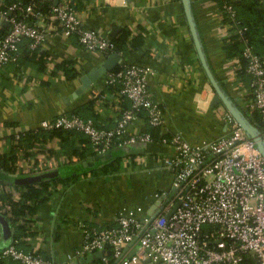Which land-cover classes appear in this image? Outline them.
Listing matches in <instances>:
<instances>
[{
    "label": "crops",
    "instance_id": "obj_1",
    "mask_svg": "<svg viewBox=\"0 0 264 264\" xmlns=\"http://www.w3.org/2000/svg\"><path fill=\"white\" fill-rule=\"evenodd\" d=\"M67 1L73 4L81 23L102 36L113 38L128 28L129 36H138V44L127 47L126 54L115 66L123 61L152 68L147 85L153 98L162 106L164 124L159 133L178 131L188 141L197 143L228 130L222 118L224 105H210L214 89L200 62L181 0ZM260 1L264 4V0ZM190 5L201 47L213 75L248 117L249 80L237 79L235 60L224 54L223 27L216 0H190ZM40 52L44 54L40 70L28 59L0 67V155L9 152L10 135L17 136L19 132L35 127L41 119H50L75 108L87 113L89 110L85 106L93 100L91 107L96 123L112 126L128 104L117 91L105 88L108 70L88 88L74 93L80 85L79 77L111 52L87 50L74 35L65 36L54 31L45 36ZM64 63L74 68V77L69 78L61 69ZM148 127L142 115L128 125L127 132L143 131ZM68 143L80 147L73 136L63 142L59 137H53L45 144V148L51 149L49 153L39 150L36 159L26 154L34 147L21 148L16 152L13 169L0 172V194L7 192L14 198L25 183L15 182L13 174L36 175L57 169L62 171L57 176L65 177L49 187L50 195L40 201L32 213H25L23 218L27 228L18 239L19 245L63 264H120V259L132 254L136 241L124 244L120 257L112 261L107 257L108 250L77 254L75 249L81 246L83 239L81 224L107 226L114 222L120 211L140 217L152 206L156 207L160 198L155 192L168 188L171 182V173L163 158L172 154L173 149L170 144L160 141L135 142L111 149L109 157L95 160L93 164H89L93 156L66 163L69 157L61 150L69 149ZM71 158L76 159L75 156ZM112 160H118L119 168L110 166L106 171L97 170ZM143 175L147 182L155 180L156 185L148 186L139 195L136 192ZM0 210L9 214L7 205L1 206ZM11 228L14 236L15 226L11 225ZM1 239L0 230V251L7 245H1ZM0 264L23 263L4 258ZM134 264L158 263L146 258L138 259Z\"/></svg>",
    "mask_w": 264,
    "mask_h": 264
},
{
    "label": "built area",
    "instance_id": "obj_2",
    "mask_svg": "<svg viewBox=\"0 0 264 264\" xmlns=\"http://www.w3.org/2000/svg\"><path fill=\"white\" fill-rule=\"evenodd\" d=\"M49 1H28L22 8L23 17L12 12L18 8L16 2L9 4L7 10H0V24L7 21L8 25L0 36V67L16 62L23 38L28 39L29 48H39L51 31L75 35L87 50L123 56L121 51H115L111 38L81 23L69 1L53 0L46 11L41 10V3ZM223 12L231 22L223 20ZM219 13L223 35L234 30L244 43L242 55L250 90L248 109L259 114V135L264 142V57L253 51L243 35L246 27L235 25L231 0H223ZM29 15L32 19H25ZM152 72L148 65L123 61L107 71L105 83L117 85L119 95L129 104L112 126L98 127L90 118L75 113L41 119L35 126L78 129L89 137L97 152L152 141L168 143L173 149L163 158L171 173L170 185L155 192L160 198L159 211L140 217L120 211L108 226L81 224L83 239L75 253L110 248L116 258L124 244L135 240L134 251L120 259V264H134L146 258L158 264H264V156L227 109L222 118L228 130L197 143L188 141L178 131L161 133L157 139L147 130L127 132L128 125L141 117L142 111L151 126L162 128L164 124L162 106L147 85ZM0 258L23 264H63L13 243L0 251Z\"/></svg>",
    "mask_w": 264,
    "mask_h": 264
},
{
    "label": "trees",
    "instance_id": "obj_3",
    "mask_svg": "<svg viewBox=\"0 0 264 264\" xmlns=\"http://www.w3.org/2000/svg\"><path fill=\"white\" fill-rule=\"evenodd\" d=\"M30 0H0V10H7L8 5L16 2L18 3V8L13 10V13H16L18 17H23L22 8L24 5ZM53 2V0L49 2H43L40 5L41 10L46 11L48 9L49 4ZM219 8L222 7L223 0H216ZM235 15H234V22L236 26H245L246 29L243 31V35L247 38L248 43L251 45L254 52L264 57V4L260 0H231ZM72 4V3H71ZM73 5V4H72ZM25 19L31 20L32 16H26ZM223 20L224 21H230L229 17L226 15L225 12H223ZM8 29V25L1 22L0 24V36H2ZM130 29L123 30L115 37L111 38L113 42L115 43V51H121L122 55L124 56L127 52V47H133L136 46L138 43L136 37L134 34L129 36ZM75 36V35H74ZM76 37V36H75ZM28 39L23 38L19 45V51H18V57L16 62H12L13 64H18L22 61V59H28L30 61L35 62L38 65V69L40 70L42 68L43 63V52H40L39 48H29L27 45ZM244 43L242 39L239 37L237 32L234 30H231L228 32V34H225L223 36V42H222V49L224 51V54L228 58H232L235 60V76L237 79L241 81L249 80L248 74L245 72V65L246 60L242 55V49H243ZM118 67V65L115 66V68ZM61 69L65 72V74L72 78L76 75L75 70H73V67H70L68 63H64L61 65ZM106 89H111L112 91H117L118 93V86L113 84H106ZM125 99V98H124ZM127 100V99H126ZM93 100H89L87 102V106H85V109H88L89 112H83L79 108L72 109L68 111V113H75L80 115L83 118H90L94 124L98 127L99 126L96 123V115L94 111L92 110L91 104ZM128 102V100L126 101ZM129 104H125L124 108L128 107ZM248 111V110H247ZM144 111L141 112V115H144ZM248 118L249 120L259 125V114L257 110H252L248 112ZM148 128L147 131L150 132V134L157 139L161 133H159V127L157 126H151L148 122ZM167 135V134H166ZM70 136H73L77 139L78 144H80V147H73L72 143H68L66 147L63 148V144H61V153H65L67 157H69V160L66 161V163H70L71 161H76L81 159V161L86 156H93L96 154L97 150L95 146L91 143L89 140V137L82 131L78 129H64V128H40V127H33L29 129H25L22 132H19L17 136L10 135V148L9 152L5 154L0 155V172L8 171L10 172L13 169V164L16 156V152L21 148H32L33 150H29L26 152L28 155H32L34 159L38 156V151L42 150L45 152V154H48L49 150L48 148H45V144L53 137H59L61 141H66ZM113 149V148H111ZM48 152V153H47ZM75 156L76 159L73 160L71 157ZM118 161V160H117ZM113 162V160L109 163V165H103L102 167L98 168L97 170L106 171L110 168H119V162ZM64 162H62L63 164ZM93 167V166H92ZM58 172H62L61 170H58ZM65 179V177H63ZM60 176H54L50 178H40L37 182H30L25 183L24 188L19 192L18 197L14 198L10 193L3 192L0 194V209L1 206H9V214H6L5 211H2L8 218L11 225L15 226V235L13 236V239L9 243H13L18 248H22L19 245L18 239L21 236V233L23 234L26 230L25 222L23 216L25 213H32L36 206L40 201L45 200L49 195L51 190H49V187L56 184L60 179H63ZM37 183V185H36ZM7 211V210H6ZM21 219L22 222H19ZM108 226V225H107ZM24 249V248H22ZM25 250V249H24ZM108 250L109 254H107V257L110 261H112L115 257L112 256L110 248L106 249ZM31 251V250H30ZM34 252V251H32ZM38 253V252H35ZM3 258H0V261Z\"/></svg>",
    "mask_w": 264,
    "mask_h": 264
},
{
    "label": "water",
    "instance_id": "obj_4",
    "mask_svg": "<svg viewBox=\"0 0 264 264\" xmlns=\"http://www.w3.org/2000/svg\"><path fill=\"white\" fill-rule=\"evenodd\" d=\"M187 23L194 40V44L200 59V62L213 86L214 94L211 98L210 105L215 106L218 103H222L224 107L235 117V119L239 122L241 127L246 131V133L255 141V145L261 154L264 156V142L261 140L259 135L258 126L252 123L246 115L233 103L232 98L228 96V94L221 88L218 83V80L213 75L201 47V42L199 40V36L197 33V28L195 25V21L191 12L190 0H181ZM4 24L7 21H2ZM120 56L116 52H111L107 55L103 60L99 62L96 66L91 68L87 73L82 74L79 77L80 85L75 88V94L80 93L86 88L90 86L92 82H94L101 74L106 72L107 70H111L116 62L119 60ZM111 154V149H107L102 152H97L91 158L89 164H93L95 160L103 159L105 157H109ZM58 173L57 169L49 170L42 172L36 175H26V176H17L13 174L15 177V182L17 183H30L35 182L38 178H50L56 176ZM178 202L175 203L172 210L177 206ZM161 207L160 201L156 207H151L150 210L147 211L148 214L155 215ZM171 210V211H172ZM170 212L167 213V216L170 215ZM0 230L2 234L1 245L8 244L13 239V230L11 228V224L7 218V216L0 210Z\"/></svg>",
    "mask_w": 264,
    "mask_h": 264
},
{
    "label": "rangeland",
    "instance_id": "obj_5",
    "mask_svg": "<svg viewBox=\"0 0 264 264\" xmlns=\"http://www.w3.org/2000/svg\"><path fill=\"white\" fill-rule=\"evenodd\" d=\"M153 185H156L155 180H151L150 182H147V177L145 175L141 176L140 185H139L140 189H138L136 194L139 192H143L144 189L147 188L148 186L153 187ZM139 195H140V193H139Z\"/></svg>",
    "mask_w": 264,
    "mask_h": 264
}]
</instances>
